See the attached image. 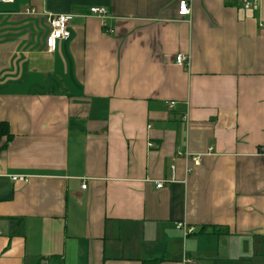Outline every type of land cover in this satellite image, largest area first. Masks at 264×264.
<instances>
[{"label":"crops","instance_id":"1","mask_svg":"<svg viewBox=\"0 0 264 264\" xmlns=\"http://www.w3.org/2000/svg\"><path fill=\"white\" fill-rule=\"evenodd\" d=\"M259 1L0 0V264H264Z\"/></svg>","mask_w":264,"mask_h":264},{"label":"built area","instance_id":"2","mask_svg":"<svg viewBox=\"0 0 264 264\" xmlns=\"http://www.w3.org/2000/svg\"><path fill=\"white\" fill-rule=\"evenodd\" d=\"M3 2H10L12 0H1ZM241 2V6L246 9H256L259 7V0H239ZM32 12L35 10L31 9ZM91 14L98 16L99 18H105L109 14V10L105 6H94L91 8ZM179 14L182 17H189L191 14V5L189 0H180L179 2ZM74 18L72 14L64 13V14H50L47 18V22L49 25V33L46 38V47L49 52H54L57 48V44L61 40H68L72 36L71 29V21ZM108 32H112V29H108ZM176 64L180 65H188L189 57L186 54H178L175 58ZM151 127V125H149ZM149 146L152 147L154 144L149 142ZM256 154L259 156H264V145L259 146L256 150ZM186 156L190 158V156L186 153ZM194 161L195 164H200L201 156L194 155L190 158ZM174 170V165L172 166ZM191 171L192 168L190 167ZM174 177V176H173ZM165 184L164 180H158L156 186L158 188H162ZM87 184L83 185V188H86ZM177 228L182 229L184 231V235L187 236L190 233L196 232V226L189 225L187 222H178ZM191 262L195 263L193 260Z\"/></svg>","mask_w":264,"mask_h":264},{"label":"trees","instance_id":"3","mask_svg":"<svg viewBox=\"0 0 264 264\" xmlns=\"http://www.w3.org/2000/svg\"><path fill=\"white\" fill-rule=\"evenodd\" d=\"M13 139V133L11 131L10 125L6 121H0V142L3 141V143L0 145V151L4 150L8 147L10 141ZM205 229V227L202 228V231ZM216 231V230H215ZM219 232V230H218ZM162 259H148V260H142L141 264H156L159 263Z\"/></svg>","mask_w":264,"mask_h":264}]
</instances>
